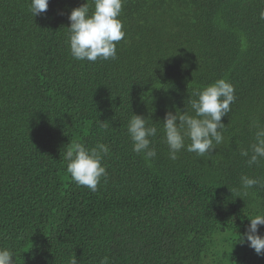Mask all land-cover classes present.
<instances>
[{"label": "trees", "instance_id": "trees-1", "mask_svg": "<svg viewBox=\"0 0 264 264\" xmlns=\"http://www.w3.org/2000/svg\"><path fill=\"white\" fill-rule=\"evenodd\" d=\"M85 2L49 0L33 16L31 0H0V244L15 264H264L237 241L264 189L231 192L241 174L264 177V161L240 155L253 121L264 125V0H124L117 58L96 62L68 43V15ZM219 78L236 95L224 143L170 159L166 111ZM133 113L161 129L151 161L132 150ZM73 141L110 147L95 192L67 173Z\"/></svg>", "mask_w": 264, "mask_h": 264}, {"label": "clouds", "instance_id": "clouds-1", "mask_svg": "<svg viewBox=\"0 0 264 264\" xmlns=\"http://www.w3.org/2000/svg\"><path fill=\"white\" fill-rule=\"evenodd\" d=\"M124 0H86L85 3L71 9L68 15V43L72 57L78 61L96 62L117 58V43L125 37L123 21L120 19ZM49 0H31L30 12L38 16L47 12ZM62 14V13H61ZM264 20V11L260 13ZM186 109L179 108L175 112L168 110L162 124V140L168 146L169 158L176 160L177 154L185 149L196 157H204L213 153L224 143L226 125L222 118L231 112V104L236 100L234 85L225 78H219L202 88L195 89ZM179 109V110H178ZM152 120V119H151ZM101 129H108L104 121H98ZM256 129L253 142L248 148L241 149V157L252 167L260 166L264 161V125L253 121ZM156 123H149V117L133 113L127 124V133L132 141V150L143 154L147 161L156 157L154 138L157 137ZM110 155V147L106 143L97 142L95 146L73 141L64 154L67 161V173L79 186L97 191L102 178L108 173L104 158ZM264 189V177L241 174L239 187L232 189L236 197L250 194L253 187ZM264 225V211L253 215L244 233L237 241L248 243L257 255H264V234L260 226ZM15 253L7 246L0 244V264H15ZM69 264H80L73 255ZM100 264H109L108 257L101 259Z\"/></svg>", "mask_w": 264, "mask_h": 264}]
</instances>
